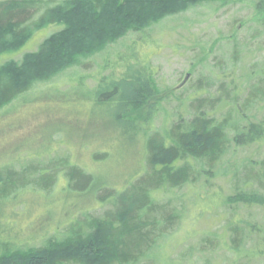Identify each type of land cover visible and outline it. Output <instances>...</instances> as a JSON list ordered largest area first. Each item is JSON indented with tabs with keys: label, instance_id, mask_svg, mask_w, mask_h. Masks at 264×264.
I'll list each match as a JSON object with an SVG mask.
<instances>
[{
	"label": "trees",
	"instance_id": "trees-1",
	"mask_svg": "<svg viewBox=\"0 0 264 264\" xmlns=\"http://www.w3.org/2000/svg\"><path fill=\"white\" fill-rule=\"evenodd\" d=\"M210 1L216 0H0V57L22 48L39 30L59 27L20 60L0 61V109L37 81H48L73 66L87 68L92 55L127 35ZM263 4L264 0L259 1L256 9ZM249 26L252 43L264 38V18ZM246 40L229 38L228 51L214 58L212 70L196 78L185 98H176L167 125L146 134L142 173L123 189L100 186L96 197L106 208L76 217L36 247L15 248L0 242V264H140L153 259L157 246L182 216L171 198L164 196L199 182L232 149L264 138V58L246 60L249 53H256L247 48ZM262 41L260 50L264 49ZM215 81L216 91L209 93ZM156 86L144 68L133 78L111 81L100 91L98 101L116 100L115 105L138 108L147 96H157ZM19 171L0 170V201L17 194L13 188L19 181L49 191L58 177L45 166L34 171L23 166ZM64 179L67 189L77 192L86 191L94 182L91 173L75 165L64 172ZM232 179L235 187L229 202L245 208L264 207V157L245 161L241 168L235 166ZM235 213L229 211L225 224L232 255L229 264L256 260L264 264V224ZM217 237L205 234L209 247L199 252H215V243L221 240ZM251 238L255 244L246 247ZM205 262L219 264V259L208 257Z\"/></svg>",
	"mask_w": 264,
	"mask_h": 264
},
{
	"label": "rangeland",
	"instance_id": "rangeland-1",
	"mask_svg": "<svg viewBox=\"0 0 264 264\" xmlns=\"http://www.w3.org/2000/svg\"><path fill=\"white\" fill-rule=\"evenodd\" d=\"M259 1L204 2L166 17L92 55L86 60L89 67L73 66L48 81H37L2 107L0 170L20 173L23 166L31 171L45 166L58 177L49 191L19 181L13 188L17 194L0 201V242L15 248L36 247L76 217L98 214L106 208L96 197L100 186L123 189L142 173L146 134L167 125L176 98H185L196 78L212 70L214 58L228 51L229 38L247 39V48L256 53H249L246 60L264 58V49H258L263 35L252 43L248 33L249 24L254 26L264 18V4L255 7ZM58 29L52 25L39 30L19 50L2 54L0 61L20 60ZM144 68L159 88L156 97L147 96L138 108L115 105L116 100L107 104L98 101L100 91L111 81L133 78ZM215 83L209 93H215L218 81ZM199 84L197 81L196 86ZM162 97L167 100H160ZM156 108L159 112L151 117ZM231 151L199 182L164 196L181 211V220L159 242L153 259L140 264H206L208 257L229 264L232 255L225 232L229 211L264 224V207L245 208L227 199L234 192L235 166L241 168L245 161L264 157V138ZM71 165L93 175L94 182L86 191L67 189L64 172ZM209 233L221 239L215 243V252H199L208 249L203 236ZM253 244L255 239L251 238L246 247ZM256 261L251 264H261Z\"/></svg>",
	"mask_w": 264,
	"mask_h": 264
}]
</instances>
